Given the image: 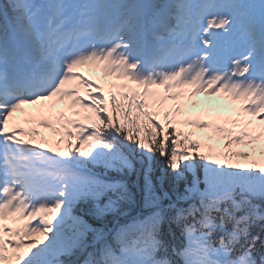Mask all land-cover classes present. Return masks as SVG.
<instances>
[{
	"label": "snow or ice",
	"instance_id": "obj_1",
	"mask_svg": "<svg viewBox=\"0 0 264 264\" xmlns=\"http://www.w3.org/2000/svg\"><path fill=\"white\" fill-rule=\"evenodd\" d=\"M84 64L121 82L86 79L74 71ZM82 85L89 103L80 95ZM200 91L240 100L241 111L259 124L231 120L234 131L221 123L183 121L211 127L224 143L215 154L186 152L201 144L177 127L182 121L175 117L183 101ZM57 102L66 103L73 116L85 109L82 119L90 124L62 110L52 114ZM25 106H38V114ZM261 125L264 0L0 3V264H66L60 257L76 254L72 264H264V206L254 202L264 201V144L257 147L264 139ZM62 140L66 148L52 146ZM137 148L149 161L163 157L177 177L190 172L185 194L177 199L198 198V204H171L169 215L149 167L144 170L147 214L132 225L106 234L73 216L79 201L90 200L89 211L103 219L131 199L122 182L87 175L85 168L102 163L132 170L129 156ZM110 191L117 199L102 204ZM6 217L23 223L9 227ZM68 219L71 235L65 230ZM32 220L38 223L30 226ZM173 224L180 229L179 241ZM257 224L260 233L253 234ZM89 232L92 245L86 242Z\"/></svg>",
	"mask_w": 264,
	"mask_h": 264
},
{
	"label": "trees",
	"instance_id": "obj_2",
	"mask_svg": "<svg viewBox=\"0 0 264 264\" xmlns=\"http://www.w3.org/2000/svg\"><path fill=\"white\" fill-rule=\"evenodd\" d=\"M183 113L184 112H181V114L175 117L178 121H182L181 123L177 124V127L180 128L182 132L190 133V139L196 140L201 144V148L195 150L192 148H188L186 149V152L210 150L213 152V154H215L216 152L222 151L224 149L223 138L220 136V134L215 133L211 127L201 129L196 127L194 124L184 123L183 121H187L188 119H185L183 117ZM157 120L163 122L162 116H158ZM119 122V120L116 121L117 126H119ZM97 123L99 122L97 121ZM208 123L210 125L213 124L211 121H209ZM124 143L127 144V141H124ZM261 144H264V139L257 142V147H259ZM182 146L183 145H178V147ZM257 158H259V153H257ZM129 159L131 160L133 165L132 170L124 168L123 170L118 171L115 168H105L102 163L87 164L85 169L89 171V175H95L98 179L105 180L107 182H122L126 186L131 199L120 201L118 204V211L108 212L103 217V219H98L89 211V209L92 207V202L90 200L79 201L78 205L74 209L73 216L80 217L93 228H111L112 233L115 229L120 228L123 225H132L135 218H142L141 214H147L143 199L144 170L149 167L151 168V180L154 185L156 195L161 198L160 204L162 207L168 209V205L174 203L178 207H187L189 203L193 202L198 204V198L196 201H183L177 199L178 196H182L185 194V187L188 185L192 178V174L190 172H185L183 177H177L173 174L171 169L167 168L163 157L157 155L153 157L151 161H149L146 155L140 154V150L138 148L135 150V153L133 155L129 156ZM233 162L249 163L250 161L244 160L243 158H234ZM199 176L200 179L203 180L202 168L199 170ZM108 197L117 199L116 194L110 191L106 196L101 198L100 202L102 204L106 203ZM254 202L264 206V201L262 200L257 199ZM72 223V220H70L69 223L66 224L65 230L69 235L72 234ZM172 230L175 231V234L180 233V229L177 226L172 227ZM251 231L253 232V234L260 233L259 225H253ZM88 234H91V232H89ZM45 243H47V241H45Z\"/></svg>",
	"mask_w": 264,
	"mask_h": 264
},
{
	"label": "rangeland",
	"instance_id": "obj_3",
	"mask_svg": "<svg viewBox=\"0 0 264 264\" xmlns=\"http://www.w3.org/2000/svg\"><path fill=\"white\" fill-rule=\"evenodd\" d=\"M83 74V76L86 78V79H88V78H90V79H92V76H91V74L89 73V72H84V73H82ZM212 94H214V93H212ZM228 95V94H227ZM228 96H230V95H228ZM195 99H197L198 100V104L199 105H201L202 104V102H208V103H210V102H213V103H215L214 101L215 100H217V101H219L217 98H214L213 96H208V93H206V95L205 94H200V95H198ZM231 99H232V97H231ZM188 102V101H187ZM230 102V104H236V105H238L239 103H240V100H234V99H232V101H229ZM45 103H48V101L47 102H45ZM198 104L197 103H194V102H190V108H191V110H194L197 106H198ZM218 104V107H220V104L219 103H217ZM226 106H227V108H225V109H227L226 111H228V110H230L229 108H228V105L226 104ZM241 106V105H240ZM213 107H214V105L212 104V106H211V108L213 109ZM25 108L28 110V111H31V112H33V113H36V114H38L37 113V109H38V106H36V107H34V106H32V107H29V106H25ZM65 109V106H63L62 107V110H64ZM214 109H215V107H214ZM220 110H223V109H220ZM45 113H46V111L44 112V115H45ZM255 119H257L258 120V118H255ZM257 120H256V122H257Z\"/></svg>",
	"mask_w": 264,
	"mask_h": 264
}]
</instances>
